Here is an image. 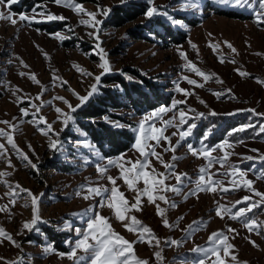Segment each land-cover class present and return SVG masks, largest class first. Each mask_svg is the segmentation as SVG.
I'll return each instance as SVG.
<instances>
[{
	"label": "rangeland",
	"instance_id": "1",
	"mask_svg": "<svg viewBox=\"0 0 264 264\" xmlns=\"http://www.w3.org/2000/svg\"><path fill=\"white\" fill-rule=\"evenodd\" d=\"M73 2L82 4L89 12H97L98 6L110 9L107 17L97 14V19L103 21L98 28L99 40L89 35L94 31L93 28L80 23L82 19H89L86 15L78 14L64 4L57 5L53 0H16L8 8L0 6V10L10 11L17 19L20 15L33 16L34 8L36 13L44 11L45 14L62 15L66 18L47 21L37 15L36 20L31 23L18 20L15 25L0 20V121L7 120L17 126L13 132L17 148L7 144L6 137H0V143L8 150L6 155L0 156V172L8 173L0 176V206L8 205L7 211L0 212V227L6 229L19 244V247H16L5 240L0 244V257L15 260L21 254H27L30 264H76V261L66 255L78 238L74 229L86 228V220L96 211L108 217L113 229L125 239L136 240V235L128 232L115 219L112 210L99 206L102 197L85 200L76 193L83 192L89 184L111 189L112 185L106 177H118L119 169L108 166L106 175L101 176L96 165L106 166L107 159H114L121 154H126V157L133 161L137 159L139 153L132 148L136 135L133 129L138 126V122L145 114L161 106L170 107L174 99L185 100V95L175 90L178 83L179 87L193 94L187 96L185 104L161 114L162 120L176 116L177 121L174 123H178V112L181 109L189 119L179 129L167 128L164 135L170 136L171 143L175 145L179 135L173 136L172 133L186 130L190 124H195L196 127L190 136L181 141L175 153L171 151L163 153V159L170 162L173 155L179 157L174 162L175 171L187 173L190 181H184L185 186H182L181 194L167 193L168 198L174 201L177 207L170 208L163 202L160 203L161 207L167 209L166 216L169 222L178 223L179 226L171 230L164 227L155 206L148 204L146 200L143 211H133L130 215H135L160 238L163 264H181L182 260L186 264H193L195 260L202 258V254L191 252L190 249L195 246L208 247V236L216 231H223L235 245L237 262L231 264L240 262L264 264V228L257 235L255 232L249 233L243 226L245 219H256L264 224V205L254 208L244 218L231 219L232 213L241 207H247L249 203L243 202L233 207L237 200L245 196H249L252 201H259L260 198L243 186L233 189L229 184L232 177L223 174L229 166H238L246 173V179L253 181V188L264 193V160L260 159L264 156V132L259 131L260 126L264 125V115H257L264 114V83L258 82L264 81V26H257L252 11L212 5L208 4V0H203L208 6L202 11L188 12L176 11L180 7L176 0H154L155 5L165 6L169 14L181 20L183 27L172 25L161 16L146 19L145 11L150 6L147 0H126L124 3H121V0H73ZM130 3L144 4V13L123 25H112L110 19L114 8ZM37 5H44V8H37ZM158 22L168 25L174 33L183 35L184 41H173V38L163 33ZM153 30L161 32V35L154 33ZM133 31L141 32L143 37L134 38L131 35ZM56 33L64 39L56 38L53 35ZM209 33L212 35L209 36ZM210 41L213 45H219L215 51L209 46ZM225 41L235 47L237 53H232L225 45ZM97 44L107 53L106 58L112 68L110 73L101 77L97 94L102 86H114L112 83H103L107 76L121 74L126 79L132 77L131 81L142 82L140 78H145L158 83L171 97L167 105L138 115L130 110L113 111L125 120L133 122L130 127L134 141L128 150L112 157H105L100 153L77 123L74 113H71L73 121L64 127L61 123L63 116L55 111V108L59 107L65 113L69 112L67 105L55 97L62 96L76 106L80 101L70 89L79 96H85L90 86L95 83L94 77L100 75L102 71L98 67L101 60L96 54L99 51L96 49ZM192 44L197 47L193 48ZM181 52L186 54L187 60L181 56ZM221 56L225 57L223 63L219 59ZM232 59L235 63L229 62ZM188 61L206 74H210V78L205 81L185 68L184 65ZM236 69L250 75L242 77ZM80 70L92 75H84ZM21 72L25 75L21 76ZM33 73L40 81L39 84L30 79ZM54 76L59 79L54 81ZM185 76L196 80L198 84H203V87L190 85L183 79ZM61 80L67 83L61 86ZM216 93L220 95L217 96ZM33 105H42L35 120L32 115L35 112ZM21 108L27 110L29 115L24 116ZM213 112L216 115H212ZM200 113H203V116H199ZM228 113L235 114L227 115ZM40 116L45 117L47 123L52 125V131L48 132V135L42 134L40 130L47 131L46 124L39 120ZM103 118L101 120L105 121ZM108 119L125 125L119 119ZM33 120L34 122H30ZM162 120L156 121V127L162 126ZM237 120L240 124L224 132L219 141L210 140L219 132L222 122L230 123ZM248 124L254 127L243 132H232L233 129ZM0 129L10 131L5 124H0ZM53 140L60 142L55 149L50 147ZM225 140L233 145L229 149L233 154L223 167L213 162L209 171L216 173L219 170V174L214 178L222 181L230 190L215 193L201 191L185 200L183 193L195 187L200 175L199 169L208 165L206 159L192 156L187 145L190 143L197 149L204 146L211 148ZM86 144L94 147H86ZM164 146H167V142L161 141V147H157L156 151L161 153ZM253 149L258 151H252ZM20 152L28 159H24ZM212 156L222 157L223 152L217 149L212 152ZM8 160H11V167ZM152 162L160 172L166 171L155 158H152ZM32 164H35L36 168H33ZM166 183L174 185L176 180L171 178ZM17 184L20 188L30 189L34 194H43L39 204L42 217V221L37 225L39 232L23 228L24 222L30 221L32 217L30 198L27 194L17 189L18 195L14 206L9 203L10 197L4 195L16 188ZM116 184L119 191L124 192L131 200L134 194L127 189L123 180L117 179ZM140 187H143L142 183ZM218 205H225L230 209L227 213L222 209L223 219L216 215L215 209ZM86 209L93 211H88L87 216H84ZM179 217L183 219L178 220ZM193 221L199 222L201 227L188 237L182 230ZM69 225L71 227H68ZM229 227L236 229V232L229 233ZM166 239L181 241V246L179 248L167 246L163 243ZM249 240L255 241L259 247H254ZM48 244H53L55 250L43 254L42 250ZM134 249L137 257L148 260L149 264H158L153 253L160 249L149 247L147 243H137ZM60 253L65 255L61 256ZM211 259L214 257L206 260L205 264H210Z\"/></svg>",
	"mask_w": 264,
	"mask_h": 264
},
{
	"label": "snow or ice",
	"instance_id": "2",
	"mask_svg": "<svg viewBox=\"0 0 264 264\" xmlns=\"http://www.w3.org/2000/svg\"><path fill=\"white\" fill-rule=\"evenodd\" d=\"M16 0H0V6L4 8L10 7L11 4L15 3ZM53 2L57 5L64 4L66 7L73 8L78 14H84L89 19H82L80 23L89 26L94 29L92 33L89 35L94 36L96 40H99L98 28L99 25L103 23V21L97 19V14L103 15L107 17L109 15L110 9L108 8H100L97 7V12H89L87 11L82 4L74 3L73 0H53ZM126 2V0H121V3ZM177 3L180 4V7L176 9V11L180 12H188L189 10H199L202 11L204 7L208 6V4L212 5H220L231 7L234 9L240 10H249L252 11L255 22L258 27L264 26V0H208V4L203 3V0H176ZM147 3L150 5L145 11V18L151 19L156 16H161L166 18L172 25H179L183 27V23L181 20L174 18L173 15L169 14V11L165 8V6H157L154 4V0H147ZM37 8H44V5H37ZM34 15L29 17L26 15H20L17 18H14L10 11L0 10V20L8 21L9 23L15 25L19 21H27L31 23L33 20H36L37 15H39L43 20L54 21V20H65L66 18L62 15H55L51 13L45 14L44 11L36 13V9H33ZM56 38L63 40L64 37L60 36L58 33L53 34ZM212 34L209 33V36ZM225 45L231 49L232 53H237L235 47H233L229 42L225 41ZM193 48L197 46L195 44L191 45ZM209 46L213 48V51L219 45H213L211 41L209 42ZM96 49L99 51L96 53L99 55L101 63L98 65L100 69H102L100 75L94 77L95 83L90 86V90L87 92L85 96H79V94H73L77 96L80 103L76 106H73L69 101H67L62 96L55 97L56 100L63 101L69 112L65 113L61 108L56 107L55 111L63 116V120L61 121L64 127H67L70 121H73L74 117L71 113H74L78 108H81L85 105L87 101H89L95 94L98 92V86L101 81V77L110 73L112 71L110 62L108 61L107 53L103 48H100V45H96ZM47 57V54L45 53ZM181 56L187 60V56L185 53L181 52ZM220 62L223 63L225 61V57H219ZM231 63H235V60H229ZM23 64V61H21ZM27 67V65H24ZM185 68H188L190 71L195 73L197 76L202 77L205 81L210 78V74H206L200 68H198L191 61H188L187 64L184 65ZM84 75H92V73L83 72ZM239 75L248 76L250 75L247 72L240 71ZM21 76L25 75V73L21 72ZM129 80L132 77H127ZM30 79H32L35 83L39 84L40 81L37 79L36 75L33 73L30 75ZM54 81L59 79L58 77H53ZM190 85H195L199 87H203V84H198V82L194 79H190L189 77H183ZM260 83H264V81H258ZM67 81L61 80V86L66 84ZM177 92L183 93L185 95V100H173L170 107L161 106L147 114H145L140 121L138 122V126L133 129L136 133L135 141L132 145V148L139 153V157L134 161L130 158L126 157V154H121L120 156L112 159H107V165L101 166L99 164L96 165L97 171L101 174V176L106 175L108 171V166H115L119 169V176L112 177L107 176V180L112 185L111 189L106 186L96 185L93 186L89 184L83 192H77L76 195L82 196L83 199L87 200L93 197H102L99 206L107 207L113 211L115 219L122 224V226L128 231L136 235L137 239L133 241H129L125 239L122 235L116 232L112 224L110 223V219L101 215L98 211L94 212V214L86 220V228L80 229L75 228L78 238L74 242V247H72L71 251L67 253L69 259L76 261V264H149V261L146 259H141L136 256L134 245L137 243H147L149 247H154L157 250L153 253L158 264H163L164 257L162 255L163 249L161 248V240L159 237L155 235L153 230L147 225L143 224L142 221L138 220L135 215H130L133 211L141 212L143 211V205L145 200L148 204L154 205L156 208V213L162 219V224L164 227L169 228L170 230L174 227H178V223H170L167 219L166 212L167 209L161 207V203L168 205L170 208L177 207L174 201H171L167 193L172 192L174 194L182 193V186L184 185L185 180H189L190 178L187 176V173H177L175 171V161L179 159V157L173 155L172 161L166 162L163 159V153L173 152L175 153L177 147L181 144V141H184L188 136L192 134V130L196 127L195 124H190L186 130L174 132L173 136L179 135V139L176 144L173 145L171 143V137L164 135V132L169 127L180 128L182 125L186 124L189 117L185 113L184 110H179L178 112V123H174L177 121V117L173 116L168 120H162V115L164 113L170 112L173 109H176L178 105L185 104L187 102V96L192 95L193 93L188 90L179 87L177 83L176 89ZM44 89H42V92ZM231 91L230 89L228 90ZM219 96V93H216ZM39 98V97H38ZM203 102V101H201ZM35 108V112L32 113L34 120L36 118V114L40 112L41 106L33 105ZM191 111V110H190ZM252 111L254 110H247ZM21 113L24 116H28L29 112L23 108H21ZM235 113H228L227 115H234ZM212 115H216L215 112ZM257 115H264L259 114ZM58 116V119L60 118ZM199 116H203V113H200ZM105 121L113 124L116 128L124 127L119 122L109 121L108 117L105 116L103 118ZM30 121V122H34ZM39 120L46 124L47 131L44 129H40L42 134L48 135V132L52 131V125L47 123L46 118L43 116L39 117ZM162 120V126L156 127V121ZM94 122V121H93ZM0 124H5L8 126L10 131H5L4 129H0V137H6L7 144L11 145L13 148H17V145L14 141L13 132L16 130L17 126L12 124L10 121L2 120ZM254 127V125L248 124L241 126L239 128L233 129L232 132H243L247 128ZM260 132H264V125H261L259 128ZM161 141H166L167 146L162 148V152L158 153L156 151L157 147H161ZM155 142V143H152ZM60 142L58 140H53L50 143V147L57 148ZM242 143V141H241ZM86 147L93 148L94 146L91 144H86ZM189 152L192 156L197 158H204L208 161V165L206 167H201L199 169V177L195 182V187L190 188L187 193H183V197L186 200L190 195L196 196L198 192L201 191H209V192H217L223 191L228 192L230 189L223 185L222 181L216 180L215 175L219 174V170L216 173H211L209 169H211L213 162L219 163L221 167H223L230 155L233 153L229 151L233 147L228 140L221 142L214 147L204 146L200 149L193 147L192 144L187 145ZM217 149L223 152L222 157H213L212 152ZM7 148L3 143H0V156L6 155ZM252 151H258L253 149ZM20 155L24 157V159H28L27 156L20 152ZM97 155L99 153L97 152ZM152 158H155L159 164L163 166L166 170L165 172H160L155 168ZM245 159H252V157H245ZM261 160H264V156L260 157ZM29 163H31L29 161ZM8 164L11 167V160H8ZM33 168H36L35 164L31 165ZM226 176L232 177L229 181L233 189L239 188L241 186L247 188L249 191L253 192L256 197H259V201H252L249 196L243 197L241 200H237L235 205L241 204L243 202H249L247 207H241L237 211L231 214L230 218L233 220L241 219L246 217L247 213H250L254 208L260 207L264 205V193H261L253 188V181L246 179V173L241 171L238 166H229L228 169L223 173ZM8 175V173L0 172V176ZM174 178L176 180V184L166 183L169 179ZM117 179H122L124 184L127 186V189L132 192L134 195L131 200H129L124 192L119 191V187L116 184ZM239 180V182H237ZM143 184V187H140V184ZM83 187V186H82ZM17 189L27 194L30 198V204L32 209V217L30 221H25L23 224V228L28 231H36L39 232L40 229L37 227L38 223L42 221V217L40 215V198L43 194H34L30 189H23L17 184L16 188H13L10 192L5 193V196L10 197L9 203L11 205H15L16 197L18 195ZM223 212H230V209L225 205H218L215 209L216 215L221 219L224 218ZM8 210V205L0 206V212H5ZM88 211H93L92 209H86L84 212V216H87ZM83 219V216L81 217ZM183 217H179L178 220H182ZM244 228L247 229L249 233L255 232L257 235L260 234V230L264 228V224L260 223L256 219H245ZM68 227H71L70 225ZM201 227V224L197 221H193L189 224L184 231L188 237L195 231H198ZM63 230V229H61ZM229 233H235L236 229L230 228L228 229ZM239 233H237L238 235ZM234 238V237H233ZM8 241L13 246L19 247V244L16 240L13 239L12 235L7 232L6 229L0 227V244ZM249 242L254 247H259L255 241L249 240ZM66 243H71V241H66ZM167 246H175L179 248L181 246V241L174 239H166L163 242ZM208 247H200L195 246L190 249L191 252L201 253L202 258L197 259L193 262V264H205V261L210 257H214V259L210 260V264H231V262H237V255L235 253V245H233L229 241V236L226 235L223 231L212 232L208 236ZM54 246L53 244H48L43 248V254H48L53 252ZM82 253V254H81ZM61 256H64L65 253H60ZM0 262L3 264H30L27 254H21L15 260H7L4 257H0ZM181 264H186L183 260ZM240 264H247V262H240Z\"/></svg>",
	"mask_w": 264,
	"mask_h": 264
},
{
	"label": "trees",
	"instance_id": "3",
	"mask_svg": "<svg viewBox=\"0 0 264 264\" xmlns=\"http://www.w3.org/2000/svg\"><path fill=\"white\" fill-rule=\"evenodd\" d=\"M144 11L145 5L141 3L117 6L112 11L110 23L115 26L123 25L125 22L143 14ZM158 23L162 26L163 33L171 39L173 38V41H184L183 35L174 33L168 25L162 22ZM131 33L134 38L143 37L141 32L133 31ZM154 33L161 35V32L158 31ZM140 80L142 82L131 81L121 74L107 76L103 83H112L114 86L100 87L98 94L74 112V117L81 129L87 133L90 140L105 157L117 156L125 152L134 141V134L130 127L133 122L125 120L113 111L130 110L133 114L138 115L161 105H167L170 102V93H166L162 85L145 78H140ZM105 116L121 120L125 124L124 127L116 128L101 120ZM239 124V120L230 123L222 122L219 132H216V135L210 140L219 141L224 132ZM52 239L56 240V238Z\"/></svg>",
	"mask_w": 264,
	"mask_h": 264
}]
</instances>
